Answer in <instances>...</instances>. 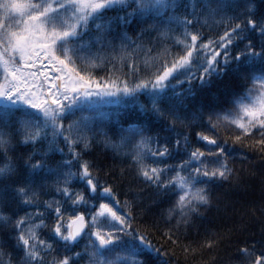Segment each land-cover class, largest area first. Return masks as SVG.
Wrapping results in <instances>:
<instances>
[{
  "label": "snow or ice",
  "instance_id": "obj_1",
  "mask_svg": "<svg viewBox=\"0 0 264 264\" xmlns=\"http://www.w3.org/2000/svg\"><path fill=\"white\" fill-rule=\"evenodd\" d=\"M250 154L264 0H0V264H264L255 207L199 224Z\"/></svg>",
  "mask_w": 264,
  "mask_h": 264
},
{
  "label": "trees",
  "instance_id": "obj_2",
  "mask_svg": "<svg viewBox=\"0 0 264 264\" xmlns=\"http://www.w3.org/2000/svg\"><path fill=\"white\" fill-rule=\"evenodd\" d=\"M131 34V33H130ZM230 86L225 79L224 82L218 83L213 87L212 92L216 96L227 98L230 92ZM210 100H214V97L210 95ZM182 131H190L189 129H181ZM23 151L17 149V153ZM92 156L98 159L101 163H106L111 167H115L117 173L119 172L120 164L118 161H114L109 156L105 159V154L102 149H94ZM171 162V161H170ZM240 171L242 181L240 185H233L231 183H219L212 188L213 207L206 212L203 221L199 222L200 229L203 231L205 228H220L223 225H230L234 221H237L241 214H244L245 219L249 218V208L255 207L257 209L256 217H253L254 223L250 225L251 230L259 234L261 221H264V215H261L259 209L264 206V164H261L255 156H251L247 160L241 161L239 157L236 158L234 165ZM123 199V197H122ZM165 205H157L152 207V215H159L161 209ZM227 206L228 211L225 212ZM233 210L235 214L233 215ZM83 244V241L81 242ZM232 248L225 245L221 246V249L217 253L216 264H226L229 259V253ZM205 259L208 258V254H205ZM178 264H185L183 254L177 250Z\"/></svg>",
  "mask_w": 264,
  "mask_h": 264
},
{
  "label": "rangeland",
  "instance_id": "obj_3",
  "mask_svg": "<svg viewBox=\"0 0 264 264\" xmlns=\"http://www.w3.org/2000/svg\"><path fill=\"white\" fill-rule=\"evenodd\" d=\"M42 70H43V69H38V72H39V71H42ZM46 71H47L48 75L51 76V74H52V73H51V69H47ZM40 78L43 79L42 76H41Z\"/></svg>",
  "mask_w": 264,
  "mask_h": 264
}]
</instances>
